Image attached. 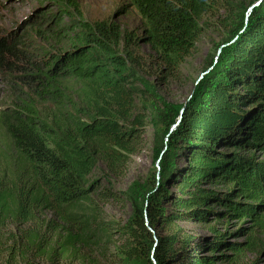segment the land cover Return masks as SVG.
<instances>
[{"label": "trees", "instance_id": "1", "mask_svg": "<svg viewBox=\"0 0 264 264\" xmlns=\"http://www.w3.org/2000/svg\"><path fill=\"white\" fill-rule=\"evenodd\" d=\"M233 1L131 0L142 19V37L114 22L90 24L80 17L66 29L68 37L49 30L72 48L45 53L40 62L27 60L24 78L52 113L44 117L33 99H21L0 121L13 150L12 172L0 179V264H222L228 262L225 252L233 253V263L253 253L254 264H264V242L257 244L252 232L264 231V163L255 158L264 155V0L251 3L248 10L260 2L249 17ZM55 3V21L69 10L80 13L76 0ZM222 8L242 12L232 35L189 102L151 106L169 127L159 154L162 173L130 189L125 198L135 210L114 226L85 187L100 162L116 170L140 143L145 123L136 114V98L143 93L135 85L131 49L148 45L173 75L195 49L202 17ZM20 57L18 47L0 40L1 65L12 70L10 60ZM70 81L77 83L79 97L69 94ZM185 159L187 166L179 170L176 163ZM108 189L103 199L114 198ZM234 218L242 224L252 219L253 228L238 233L251 235L247 243L229 241V234L215 228L203 237L177 226H229Z\"/></svg>", "mask_w": 264, "mask_h": 264}, {"label": "rangeland", "instance_id": "2", "mask_svg": "<svg viewBox=\"0 0 264 264\" xmlns=\"http://www.w3.org/2000/svg\"><path fill=\"white\" fill-rule=\"evenodd\" d=\"M255 1L235 0L232 6L244 7L245 15L249 17L251 12L248 8ZM76 2L80 13L69 10L65 18L60 17L55 21L53 17L59 16V8L56 7L55 0H0V40L13 43L23 56L18 62L13 63L10 60L11 66L14 65L12 70L0 63V121L3 115H10L11 111L15 110L16 103L21 99H33L44 117L52 113V106L39 100L34 95L36 87L28 84L30 81L24 78L28 74L24 69L27 60L40 62L45 53L63 54L72 48L66 38L59 41L54 38L53 32L48 34L49 30H57L61 36L68 37L70 31L66 29L70 25H75V20L80 17L90 24L114 22L121 26L124 33L135 32L137 37H142V19L131 0H76ZM241 13L239 10L237 14H229L226 8H222L216 14L203 16L202 35L195 49L173 75L166 71L148 45L140 43L131 49L132 58L136 62L134 72L138 77L135 85L143 93L142 97L136 98V114L144 119L145 123L143 129L138 132L142 137L139 139L140 143L136 145L135 154L126 158V163L116 170H111L106 163L100 162L85 187L106 220L112 222L114 226L125 224L135 210L132 203L125 198L130 189L137 183L144 187L153 176L162 173L163 158L159 157V154L164 147L165 135L169 127L159 123L150 111L151 106L160 100L176 107H181L190 101L196 85L204 78L210 63L221 55L223 45L230 39ZM218 51H220L219 55ZM65 86L73 97L80 96L77 83L70 81ZM77 104L84 109L82 102L78 101ZM12 155L13 150L6 129L0 123V179L11 174L9 163ZM255 158L259 164L264 163L263 154L256 153ZM187 161L179 160L176 163L177 168L180 170L184 165L187 166ZM108 188L114 198L103 199L101 196L106 195H103L102 191L109 190ZM206 188L215 189L220 193H227L229 190L226 186H206ZM135 194L142 197L139 193ZM171 194L173 196L177 194V187L171 189ZM212 208L221 210L217 207ZM177 226L187 235L203 237L210 235L211 228H215L220 233L229 234L227 236L229 241L244 244L249 241L251 235L243 237L238 233L243 227L253 228L254 223L250 218L243 224L234 218L229 226L220 223L207 226L193 221L180 222ZM252 232L257 244H262L264 231L257 228ZM114 241L116 243L111 246L113 253L117 237ZM224 254L228 256V262L222 264H254L257 256L247 253L239 263H233V253Z\"/></svg>", "mask_w": 264, "mask_h": 264}, {"label": "water", "instance_id": "3", "mask_svg": "<svg viewBox=\"0 0 264 264\" xmlns=\"http://www.w3.org/2000/svg\"><path fill=\"white\" fill-rule=\"evenodd\" d=\"M259 3H260V2H259ZM259 3H257L255 6H253V7L250 9V12H252L253 9L259 5ZM220 51H221V50H220ZM220 51H219L218 55L220 54ZM206 74H207V73H205L204 76H205ZM184 109H185V108H183L182 113L184 112ZM179 124H180V120L177 122V124H176L175 126L172 127V130H171V131H173V130H174Z\"/></svg>", "mask_w": 264, "mask_h": 264}]
</instances>
